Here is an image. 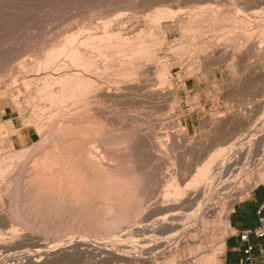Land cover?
Listing matches in <instances>:
<instances>
[{"label":"rangeland","instance_id":"obj_1","mask_svg":"<svg viewBox=\"0 0 264 264\" xmlns=\"http://www.w3.org/2000/svg\"><path fill=\"white\" fill-rule=\"evenodd\" d=\"M157 10H168L172 17L168 14L160 21L154 20ZM247 30L254 32L250 38L245 35ZM103 32L111 37L92 41L99 44L100 52L80 48L93 61L96 75L72 66L63 55L55 57L54 52L68 48L66 36L101 38ZM118 37L120 42L128 39L125 49L128 44L129 48L143 42L148 54H140L138 60L122 64L127 50L123 49L120 55L112 48L119 43ZM259 43L264 45V0L255 3L242 0H0V157L22 153L5 161L8 169L0 179H3L0 181V231L7 233L12 226L18 232H34L43 245H27L23 249L39 253L42 248L46 249V243L52 246L78 239L131 244L134 237L129 232L141 226L144 232L135 241H142L141 247L150 257L145 255L147 258L137 264H186L214 251L221 263L228 226L222 223L219 210L225 208L229 216L236 202L264 182L251 186L246 195H234L248 175L245 166L232 164L230 171L217 175L219 178L212 177L215 184L211 183L202 194L186 201L179 209L161 213L159 207L173 201L169 195L173 178L179 180L184 176L185 181L180 183L184 188L188 177L218 146L240 140L243 134L252 131L249 129H254L255 139H264L261 135L264 134V54L253 53ZM47 60L50 64L45 67ZM148 61L155 63L152 71L143 70L136 76L124 78L112 70L119 62V67L116 65L114 69L133 66L136 70ZM76 73L105 88L121 89L126 80L139 82V87L126 91L132 99L106 103L107 118L83 128L81 136H73L78 141L69 144L71 136L59 121L72 106L71 100L48 101L38 92L44 89V77L56 79ZM51 83L45 89L59 92L61 84ZM151 93H157L158 98L147 95ZM74 106L81 108L82 103ZM254 121L258 123L253 124ZM19 127L33 135L26 145L16 130ZM162 143H167L163 151L158 145ZM45 152L59 159L60 168L57 166L52 171V185L47 184L50 182L46 178L43 181L47 183L40 181L38 188L39 181L35 184L29 180V169L32 160ZM106 153L113 161L100 158L107 157ZM66 154L74 157L73 165L83 172L86 183L76 199L67 196L66 188L59 192L66 183L61 168ZM107 161L112 162L109 165L113 173L108 170ZM56 171L61 173H57L59 178ZM202 207H206V215L200 212ZM192 235H196L195 242L199 245L196 256L188 255L183 243L175 241L170 246L165 243L172 236L184 240ZM155 243L157 247L162 246L156 248ZM79 248L81 256L71 259L75 254H63L49 264H102L100 260L106 257L105 264L134 263L127 256V260L117 257L123 258L118 261L113 256L110 259L105 251L97 248L93 251L89 245ZM151 254H156L155 262H151ZM66 256L69 259H63ZM0 264L7 263L0 261Z\"/></svg>","mask_w":264,"mask_h":264},{"label":"bare ground","instance_id":"obj_2","mask_svg":"<svg viewBox=\"0 0 264 264\" xmlns=\"http://www.w3.org/2000/svg\"><path fill=\"white\" fill-rule=\"evenodd\" d=\"M243 2H246V3H249L250 1L251 2H254L257 1V0H242ZM259 2V1H258ZM260 3V2H259ZM253 4V3H252ZM258 4V3H256ZM248 6V5H247ZM158 12H156L154 15H153V19L154 20H159L160 18H162L163 16H166L169 14V16L171 15L172 17V14L171 12L169 11L168 13V10L167 12L164 10V12H160L159 10H157ZM191 12V11H190ZM197 12V11H196ZM256 12V11H255ZM251 12H249L250 14ZM247 16V15H245ZM254 16V15H253ZM260 16V15H259ZM152 17V16H151ZM252 17V16H251ZM165 18V17H164ZM167 19V18H165ZM249 19V18H248ZM261 19V18H260ZM160 21V20H159ZM105 24V23H104ZM103 24V25H104ZM245 30V29H244ZM243 30V31H244ZM233 31V30H232ZM248 31V30H247ZM245 32V31H244ZM254 32L252 31H248L245 33V35L247 37L249 36H252ZM263 33V32H262ZM150 34V33H149ZM260 34V33H259ZM113 37H116L114 35L116 34H112ZM243 35V34H242ZM76 36H66V39H65V42H66V47H68L67 49H63L62 50H58L56 52H54V54L56 55L55 57H59V56H64V58H66L68 60V62L74 66V67H77V68H82L83 70H86V71H92L94 74L93 75H96L97 73V68L94 67L93 65V61L91 60V58L89 56H85V54H83L81 51H80V48H83V49H86V50H96V51H101V48L99 46V44H95V43H92V41L94 42V40H98L101 42V39L105 38V37H111L110 34L106 33V32H103V36L100 38V37H95V36H85L83 39H77V37L75 38ZM153 38V37H152ZM250 38V37H249ZM117 39V38H116ZM115 39V40H116ZM118 41L120 40L119 37L117 39ZM126 40L128 39H121V42L119 41V43L117 42V44L113 45V49H115L118 53L121 54L124 52L123 49H125V46H126ZM97 41V42H98ZM113 41V40H112ZM96 42V43H97ZM248 42V40H247ZM99 43V42H98ZM116 43V42H115ZM138 43V44H137ZM134 46L132 45L131 47L125 49V53L123 54V59L125 57V62H121L122 64H125L126 62H130L131 60H138V56L140 54H148V47L147 45H144L143 42H137ZM246 43V42H245ZM114 44V43H113ZM125 45V46H124ZM109 46L111 47V45L109 44ZM215 46V45H214ZM219 47V46H218ZM111 48V49H112ZM220 48V47H219ZM246 48V47H245ZM208 51V50H207ZM206 51V52H207ZM218 52H220L219 50H217ZM223 50L222 49V53H223ZM240 51V50H239ZM237 51V52H239ZM85 52V50H84ZM206 52L204 53L203 52V55L205 56L206 55ZM255 52V53H254ZM216 53V52H215ZM213 53V54H215ZM233 53V52H232ZM235 53V56H237L238 54L236 52ZM254 54H256L257 56L258 55H262L264 54V45H258L257 49H255V51H253ZM120 54V55H121ZM210 54V53H209ZM217 54V53H216ZM237 54V55H236ZM114 56V55H113ZM208 56V55H206ZM105 57V55L103 56ZM141 57V56H140ZM151 57L152 59V56H149ZM111 58V57H109ZM196 58V57H195ZM199 58V57H198ZM197 58V60H198ZM204 58V57H203ZM201 59V57H200ZM208 59V58H207ZM130 60V61H129ZM193 60V59H192ZM195 60V59H194ZM193 60V61H194ZM124 61V60H123ZM196 61V60H195ZM204 61V60H202ZM206 61V60H205ZM109 62V61H108ZM200 62V61H198ZM120 63V62H119ZM119 63L116 65L117 68L119 67ZM154 62H149L146 64H143V65H140L138 66V68H136V70L133 69V66H125V67H122L120 65V67L123 68V70H117V69H112V70H116L117 72V75L121 76V77H124V78H128L130 75H139L142 74L141 72L144 70V71H152V68L154 67L153 65ZM196 63V62H195ZM50 64V62L47 60L44 62V66L47 67L48 65ZM129 64V63H127ZM155 64V63H154ZM164 64V63H163ZM167 64V63H166ZM205 64V63H204ZM132 65V64H130ZM201 65V64H200ZM198 66V65H197ZM110 67H113V64L112 66ZM136 67V66H135ZM164 67V66H163ZM166 67V66H165ZM125 68V69H124ZM45 69V68H44ZM43 69V70H44ZM55 69V68H54ZM109 72H111V68H109ZM120 69V68H119ZM139 69H142L139 71ZM167 69V67H166ZM165 69V70H166ZM169 69V68H168ZM190 70V68H188ZM54 71V70H52ZM159 72V71H158ZM96 73V74H95ZM99 73V72H98ZM113 73H115L113 71ZM144 73V72H143ZM163 73V70L161 69L160 70V74ZM112 74V72H111ZM99 75V74H98ZM102 75V74H101ZM45 76V75H44ZM134 76V77H135ZM160 77V76H159ZM130 80V79H129ZM160 80V79H159ZM43 81V86H44V89L45 88H48L50 86V84H52L51 82L53 83H59L61 84V88H60V91L57 92V93H54L52 90L50 89H43V90H39L38 93H40L42 95V97L46 98L48 101H53V100H59L61 103L62 101H66V100H71V105L69 107V109L67 108L66 111H64V116L62 117L61 114L60 116L62 117L61 118V121H59L64 127H65V131L67 132L68 131V135L71 136V138L69 139V144L73 143L72 141L73 140H77V138L73 137V136H80L83 134V128L85 129L86 126L88 125H92V124H96V122H99L100 119H106L107 118V114L109 113L108 110H106L105 106H106V103L109 102V105L112 101H115V100H118L120 99L119 101H121V99H132L130 98L131 96L126 94V91L128 90H136L138 87H139V82L137 81H130V82H127L126 80V83L124 82V84H121V89H112V88H109V87H104L101 85H99L95 80L93 79H90V78H87V77H84V76H81L79 73H76L74 75H65L62 76V77H57L56 79H52L51 77L49 78V76L47 77H44L42 79ZM142 83V82H141ZM24 85L26 84L23 83ZM54 85V84H53ZM41 87V86H40ZM104 87V88H103ZM131 91V92H132ZM160 93V92H159ZM149 96H155L157 97V93H151V94H147ZM36 97V96H35ZM43 98V99H44ZM137 98V97H136ZM158 98V97H157ZM45 99V100H46ZM127 101V100H126ZM42 102V101H41ZM55 102V101H54ZM56 103V102H55ZM80 103H82V107L81 108H78V109H75V106L74 105H80ZM119 103V102H118ZM122 103V101H121ZM264 103V102H263ZM64 104V103H63ZM117 104V103H116ZM122 105V104H120ZM261 105V104H260ZM108 106V105H107ZM257 106V105H256ZM263 106V105H262ZM67 107V105L65 106ZM264 107V106H263ZM262 107V108H263ZM44 109V108H43ZM260 108H258L259 110ZM49 110V109H48ZM115 110V109H114ZM263 110V109H261ZM62 111V110H61ZM54 113V112H53ZM51 114V113H50ZM56 114V113H55ZM36 115V114H35ZM52 116V115H51ZM55 115H53L54 117ZM49 117V116H48ZM52 118V117H51ZM55 118V117H54ZM211 118V117H210ZM263 118V117H262ZM50 119V118H49ZM48 120V119H47ZM258 120V119H257ZM261 120V119H260ZM259 121V120H258ZM258 121L256 123H258ZM255 121L253 124H256ZM39 124V123H38ZM50 124V123H49ZM98 125V124H97ZM229 125V124H228ZM42 126V125H41ZM39 127V126H38ZM96 127V126H95ZM249 127V126H248ZM94 128V127H93ZM247 128V127H246ZM245 128V129H246ZM251 128V127H250ZM254 128V127H253ZM40 129V128H39ZM244 129V128H243ZM61 130V129H60ZM99 130V129H98ZM248 130V128L246 129V131ZM251 132L250 133H246L245 135L243 134V136L241 137V139L237 140L235 142H231V141H227L225 143V145H221V146H218L215 150L212 151L211 154L207 155V159L205 160L204 159V162L199 166L197 167L195 170H194V173H190V177H188V182L185 184V187L184 188H181L180 187V183L184 182L185 181V177L184 176H180V179L178 180V178L176 179L173 178V183L171 184V197H173V201L170 202V203H167L165 205H161L159 207V209L161 210V213L162 211H171L172 210L174 211V209H179L178 207H180L183 203H185L186 201H189V200H192L194 198H196L198 195L202 194L206 189L207 187H209V185H212V184H215L212 183V177H214L215 175H222L223 173H226L228 171L231 170V165L232 164H240L242 166H245L246 167V172L247 173V177H244L245 179H243V184L242 187H240V190L237 189V192H234L233 190V194L234 195H238V196H242V195H246L247 192L249 191L250 187L253 186L254 184L256 183H261V182H264V160L262 159V154L264 152V139L263 142L262 140L259 138L258 140L255 139V132H254V129H249ZM248 130V131H249ZM41 131V129H40ZM90 131V130H89ZM106 131V130H105ZM63 133V132H62ZM85 133V132H84ZM177 133V132H176ZM261 134V133H260ZM85 135V134H84ZM87 135V134H86ZM261 135L264 136V134L262 133ZM53 136V135H52ZM186 136V135H185ZM230 136V135H229ZM262 136V137H263ZM83 137V136H82ZM227 137V136H226ZM67 138V137H66ZM79 139V138H78ZM234 139V138H233ZM232 139V140H233ZM84 140V139H83ZM102 140V139H101ZM183 140V139H182ZM67 141V140H66ZM78 141V140H77ZM76 141V142H77ZM81 141V140H80ZM93 141V140H92ZM91 141V142H92ZM97 141V140H96ZM8 142V141H7ZM68 142V141H67ZM95 142V141H94ZM163 142V141H162ZM262 142V143H261ZM10 144V143H9ZM94 144V143H93ZM159 145V148L162 150V148H167V143L164 144L162 143L161 145ZM75 146V145H74ZM94 146V145H93ZM54 147V146H53ZM76 147V146H75ZM128 148V147H127ZM49 149V148H48ZM125 149V148H123ZM50 151V150H49ZM52 151V150H51ZM70 151V150H69ZM88 151V150H87ZM105 151V150H104ZM159 151V150H158ZM163 151V150H162ZM47 152V151H46ZM44 153L41 157L39 158H35L32 160L31 162V167H30V176H29V180H32L35 182V184L39 181L43 182V184L45 185L47 182L46 181H49L50 180H53L52 178L54 177H51L52 176V171L54 168H56L57 166L59 167L58 165V162H59V159L58 161L55 160L53 156L49 155V153ZM100 152L102 153V151L100 150ZM62 153V152H61ZM68 153V151L66 152ZM104 153V152H103ZM70 154V153H69ZM69 154H66L65 157H64V160H63V163L61 165V168H63L64 172L63 174L65 176H62V177H65V178H62L64 179V183H63V180H62V184L59 183V185H62L63 187L60 188V187H57V188H54L55 191L56 189L59 190V192L64 188H66L64 190L65 193H67V196L71 197L72 199L76 197H78L80 195V193L82 192V189L84 187H86V183H85V180H83V176H82V171H80V169L76 167H74L75 165H73V161L75 159H73L71 157V155ZM80 154V153H79ZM22 155L21 152H15V153H9V154H5L4 156L0 157V179L1 177L3 176V174H5L4 172L7 171V167L5 165V161L7 160H12L14 158H18ZM54 155V154H53ZM73 155V154H72ZM77 155V154H76ZM98 155V154H97ZM104 155V154H103ZM164 155V153H163ZM55 156V155H54ZM75 156V154H74ZM100 156V155H98ZM106 156H103V157H100L101 159L102 158H105L103 159L104 161L105 160H108L110 159V157L108 158V154L106 153ZM244 156V157H243ZM58 157V156H57ZM31 159V158H30ZM100 159V160H101ZM113 161V158L110 159V161ZM107 161V162H108ZM62 162V161H61ZM102 162V161H101ZM106 162V164H107ZM109 163H112V162H108V170H113L111 169V165H109ZM82 164V163H81ZM101 164V163H100ZM235 165V166H236ZM88 166V165H87ZM234 166V167H235ZM114 167V166H113ZM7 168V169H6ZM60 168V167H59ZM107 168V167H106ZM241 169V167H240ZM6 170V171H5ZM58 170V168H57ZM61 170L62 172V169H59ZM82 170V169H81ZM105 170V169H104ZM86 171V170H85ZM59 172V171H58ZM57 171L55 172V174L58 173ZM115 172V171H114ZM123 172V171H122ZM241 172V171H240ZM27 173V172H26ZM91 173V172H90ZM113 173V171H112ZM111 173V174H112ZM59 175L61 173H58ZM57 174V178H59L60 176ZM89 174V173H88ZM93 174V173H92ZM110 174V173H109ZM116 174V173H115ZM29 175V173H28ZM94 175V174H93ZM118 175V174H117ZM117 175L115 177H117ZM86 176V175H85ZM215 176V177H216ZM241 176V175H240ZM246 176V174H245ZM27 177V176H26ZM50 177V179H49ZM55 177V178H56ZM122 178H124L123 176H121ZM214 177V178H215ZM218 177V176H217ZM47 178L46 181H43ZM119 178V177H118ZM219 178V177H218ZM61 179V178H60ZM106 179V178H105ZM120 179V178H119ZM3 180V179H2ZM0 180V181H2ZM55 180V179H54ZM170 180V179H169ZM172 180V179H171ZM28 181V180H26ZM31 181V182H32ZM37 181V182H36ZM61 182V180H59ZM96 181V180H95ZM122 181V180H121ZM30 182V181H29ZM38 182V183H39ZM41 182H40V185L37 183L36 185H38V188H40L41 186ZM46 182V183H45ZM53 182V181H52ZM52 182L50 183H47L48 185H50ZM58 182V180H57ZM93 182V181H92ZM90 182V183H92ZM112 183V182H111ZM129 183V182H128ZM212 183V184H211ZM27 184V183H26ZM32 184V183H31ZM34 184V183H33ZM56 184V183H55ZM94 184V183H93ZM35 185V187H36ZM52 185V184H51ZM89 185V183H88ZM95 185V184H94ZM239 185V186H241ZM26 186V185H25ZM31 186V185H30ZM57 186V185H56ZM54 186V187H56ZM91 186V184H90ZM102 186V185H101ZM105 186V185H104ZM45 187H48V186H45ZM51 187V186H50ZM214 187V186H213ZM34 188V187H33ZM42 188V187H41ZM88 188V187H87ZM91 188V187H90ZM93 188V187H92ZM98 188V187H96ZM237 188V187H236ZM239 188V187H238ZM26 189V188H25ZM49 189V187L47 188ZM89 189V188H88ZM31 190V189H30ZM36 190V189H35ZM38 190V189H37ZM40 190V189H39ZM43 190V189H41ZM53 190V188H52ZM222 190V189H221ZM51 191V190H49ZM98 191V190H97ZM219 191V190H218ZM46 192V190H45ZM62 192V193H64ZM215 192V191H214ZM44 193V192H43ZM50 193V192H49ZM168 193V192H167ZM69 194V195H68ZM215 194V193H214ZM230 195V194H229ZM99 196V195H98ZM80 197V196H79ZM229 197V196H227ZM101 199V198H100ZM207 201L208 199L205 198ZM98 200V198H97ZM210 200V199H209ZM62 201V200H61ZM65 201V200H64ZM204 201V199H203ZM70 203V202H68ZM67 203V204H68ZM88 204V203H87ZM118 205V204H117ZM212 204H210L211 206ZM74 206V205H73ZM72 206V207H73ZM88 206V205H87ZM204 206V204H203ZM207 206V205H206ZM209 206V205H208ZM71 207V208H72ZM75 207V206H74ZM221 207V206H220ZM223 207V206H222ZM107 208V207H105ZM145 208V207H144ZM210 208V207H209ZM75 209V208H74ZM111 209V208H110ZM211 209V208H210ZM81 210V209H80ZM86 210V209H85ZM118 210V209H117ZM159 210V211H160ZM213 210V208H212ZM219 210V209H218ZM70 211V210H69ZM158 211V210H157ZM198 211V210H197ZM206 207H202V209L200 208V212L204 215L205 212H206ZM220 211V217H221V220H222V223L226 224L228 222V213L227 211H225V208H222ZM114 212V211H113ZM209 212V211H208ZM211 212V210H210ZM90 213V212H89ZM97 213V212H96ZM165 213V212H164ZM198 213V212H197ZM68 214V213H67ZM156 214V213H155ZM171 214V213H170ZM169 214V216H170ZM173 214V213H172ZM91 215V214H90ZM198 215V214H197ZM89 216V215H88ZM168 216V215H167ZM173 216V215H172ZM171 217V216H170ZM202 218H203V215H202ZM93 219V218H92ZM90 221V220H89ZM198 221V220H197ZM219 221V220H218ZM112 222V221H111ZM157 222V221H156ZM202 222V221H201ZM221 222V221H220ZM219 222V223H220ZM105 223V222H104ZM137 223V222H136ZM196 223V222H194ZM117 224V223H116ZM199 224V223H198ZM196 223V225H198ZM109 225V224H108ZM110 226V225H109ZM162 226V225H161ZM195 226V225H194ZM193 226V227H194ZM11 228H9V230L7 231V233H3V231H0V261L4 262V263H7V264H49V263H52L53 260H55L57 257L63 255V254H68V253H72V254H75L73 257H71V259H74V257H79L81 256V252H80V249L79 248L80 246L82 245H89L90 248L93 250V249H99V250H103L105 251V253L108 254V256L110 257V259L112 258L111 256L117 258V257H123L124 259L127 258V259H130V261H134L133 264H136L139 263V262H142L141 259H143L144 257H146L147 255V252L144 251L143 247H141V240L139 241H135L137 238L135 237H139V233H142L144 232L143 229H141L140 227L132 230V231H128L129 232V235H131V237H134L133 238V242L131 244H124V243H119V241H114L113 243H110V244H103L101 242H86L84 240H79L78 241H75V242H71V243H68V242H61L59 244L55 243V245H52L50 244V246H48L47 244L49 243H46L44 244L45 245V248L46 249H43L40 251L39 249V253H34L33 251L29 250V249H23V247L25 248L27 245H32V246H42V242L40 241L41 239L33 233H27V232H18L15 228L13 229L12 226H10ZM107 227V226H106ZM144 227V226H143ZM142 227V228H143ZM169 227V226H168ZM203 227V226H201ZM145 228H148V227H145ZM192 228V227H191ZM190 228V229H191ZM167 229V228H166ZM188 229V228H186ZM196 229V228H194ZM201 229V228H200ZM100 230V229H99ZM149 230V229H148ZM153 230V229H152ZM164 230V229H163ZM162 230V231H163ZM58 232V231H57ZM185 232V231H184ZM190 232V231H189ZM202 232V231H201ZM60 233V232H59ZM74 233V232H73ZM192 233H193V230H192ZM200 233V232H199ZM40 234V233H39ZM57 234V233H56ZM75 234V233H74ZM95 234V233H94ZM145 234V233H144ZM191 234V233H189ZM194 234V233H193ZM182 234H180L179 236H181ZM197 235V233H196ZM196 235H192L190 236L191 238H188V239H180L181 237L179 236H172L170 238L169 241L165 242L167 243L166 245L167 246H170L171 244H173L175 241H177V244H181L183 243L184 245V251L190 255V254H193L194 256H196L198 254V250H199V245L196 244V238H194ZM100 236V235H98ZM93 237V236H92ZM96 237V235H95ZM128 237V235H127ZM179 238V240H178ZM127 239V238H126ZM139 239V238H138ZM49 240V239H48ZM59 241V239H58ZM104 242V241H103ZM130 242V241H129ZM129 242H126V243H129ZM54 244V243H53ZM153 245V244H152ZM48 246V247H46ZM162 246V244L160 245ZM158 246V247H160ZM222 246V245H221ZM51 247V248H50ZM147 247V246H146ZM155 247H157L156 243H155ZM83 248V247H82ZM145 248V247H144ZM155 248V249H156ZM218 248V247H217ZM215 248V249H217ZM85 249V248H84ZM164 249V248H163ZM89 250V249H87ZM98 250V251H99ZM95 251V250H93ZM157 251V250H156ZM82 252H85L84 250ZM155 252V251H154ZM104 253V254H105ZM153 253V252H152ZM159 253V252H157ZM103 254V253H102ZM101 254V255H102ZM103 254V255H104ZM71 255V254H70ZM69 255V256H70ZM146 255V256H145ZM152 255V254H151ZM156 255V254H155ZM155 255H152V261L151 262H155L156 261V256ZM160 255V254H159ZM165 255V254H164ZM170 255V254H169ZM218 253L217 251H214L213 253H211V255L209 256H200V257H195L196 259H194L193 261H189L188 263L186 264H220V261L217 257ZM68 256V255H67ZM64 257L63 259H69ZM72 256V255H71ZM105 256V255H104ZM127 256V257H126ZM158 256V255H157ZM192 256V255H191ZM147 257H150V256H147ZM146 257V258H147ZM172 257V256H171ZM61 258V257H60ZM122 258V259H123ZM59 259V258H58ZM109 259V260H110ZM114 259V258H113ZM118 259V258H117ZM122 259H118L119 260H122ZM125 259V260H127ZM57 260V259H56ZM107 257L106 259L103 258L102 260H100V263L102 264H105L107 262ZM116 260V259H115ZM165 260V259H164ZM58 261V260H57ZM89 261V260H88ZM117 261V260H116ZM55 262V261H54ZM114 262V260H113ZM125 262V261H124ZM123 262V263H124ZM127 262V261H126ZM125 262V263H126ZM144 263V262H143ZM126 264H129V263H126ZM131 264V263H130Z\"/></svg>","mask_w":264,"mask_h":264},{"label":"crops","instance_id":"obj_3","mask_svg":"<svg viewBox=\"0 0 264 264\" xmlns=\"http://www.w3.org/2000/svg\"><path fill=\"white\" fill-rule=\"evenodd\" d=\"M16 130L23 136L24 145L31 142L33 136L28 130L19 127ZM264 203V185L250 190L247 197L236 202L228 216V234L223 241L220 264H235L243 257L246 243L241 242L237 232L254 228L258 223L257 210ZM264 215V211L262 212ZM248 243L252 245L253 264H264V238L249 237Z\"/></svg>","mask_w":264,"mask_h":264},{"label":"built area","instance_id":"obj_4","mask_svg":"<svg viewBox=\"0 0 264 264\" xmlns=\"http://www.w3.org/2000/svg\"><path fill=\"white\" fill-rule=\"evenodd\" d=\"M263 211H264V203H262L257 210V216H258L257 225L252 229L237 232V236L239 240L241 242L246 243V247L243 250V257L235 264H253V258H252L253 247L251 244L248 243V240L250 236L257 239L264 238V215L262 214Z\"/></svg>","mask_w":264,"mask_h":264}]
</instances>
